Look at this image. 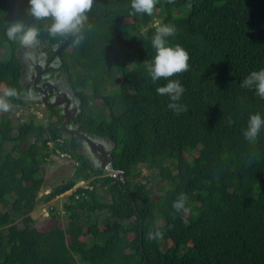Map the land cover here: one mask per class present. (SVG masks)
Here are the masks:
<instances>
[{
	"label": "trees",
	"instance_id": "trees-1",
	"mask_svg": "<svg viewBox=\"0 0 264 264\" xmlns=\"http://www.w3.org/2000/svg\"><path fill=\"white\" fill-rule=\"evenodd\" d=\"M28 6L0 0V50L8 53L0 57L1 94L4 87L28 91L8 24L39 27L46 58L65 40L50 37L44 25L51 21H34ZM180 8L186 14L174 15ZM130 12L131 0H94L84 41L74 46L69 38L50 65L78 100L80 131L110 141L121 178L92 164L79 138L60 129L58 106L46 107V123L31 114L13 124L0 112V204L10 208L0 207V264H264V128L255 142L243 135L250 115L264 118V99L240 86L264 68V0H158L151 16ZM157 24L174 25L167 44L189 53L188 71L170 78L185 89L175 102L186 109L179 114L157 94L168 81L153 82L145 69ZM28 101L9 98L14 106ZM57 151L77 164L41 199L80 179L92 187L61 199L65 226L53 210L54 223L40 230L31 212L45 183L42 164ZM140 165L155 172L159 193L141 182ZM181 193L187 211L177 212Z\"/></svg>",
	"mask_w": 264,
	"mask_h": 264
},
{
	"label": "clouds",
	"instance_id": "clouds-1",
	"mask_svg": "<svg viewBox=\"0 0 264 264\" xmlns=\"http://www.w3.org/2000/svg\"><path fill=\"white\" fill-rule=\"evenodd\" d=\"M168 2L173 3L174 0H168ZM93 3L94 0H28L27 12L34 21H51L44 25L50 37L71 38L73 45L78 46L86 38V25L89 30L91 28V25H88L87 13L91 11ZM157 3L158 0H131L130 15L146 14L151 16ZM175 32L174 25H155V34L151 39L155 55L150 61L145 62V69L153 82L168 81L165 85L157 87L156 91L161 96H168L171 101L168 108L179 114L186 109L175 102L181 99L185 89L179 81L170 78L188 71L189 53L179 45L172 47L167 44L166 38L173 36ZM5 34L9 40L17 41L24 49H35L40 43L38 39L39 27L23 21L17 20L8 24ZM240 86L254 89L256 95L264 99V68L252 71L243 79ZM9 98L29 99L34 97L31 92L23 94L15 88L4 87L0 94V112L11 110L12 105L9 103ZM262 128H264V118L259 113L250 115L247 128L243 133L244 138L249 142H255ZM69 158L71 157L69 156ZM186 201L187 196L181 193L173 202L172 207L177 212L187 211ZM159 236H161L159 231L148 234L149 239Z\"/></svg>",
	"mask_w": 264,
	"mask_h": 264
},
{
	"label": "rangeland",
	"instance_id": "rangeland-1",
	"mask_svg": "<svg viewBox=\"0 0 264 264\" xmlns=\"http://www.w3.org/2000/svg\"><path fill=\"white\" fill-rule=\"evenodd\" d=\"M186 8L188 9V6H186ZM187 9L180 8V9L174 10V15H176V16L185 15L187 12ZM156 21H158V18L155 16V22ZM40 51H42V47L40 45H38L35 49H24L22 46H20L17 50V53H18V57L21 59L22 63L25 66L29 65V67H31V65H30L31 60L30 59H32L35 55L40 57V55H39ZM28 55H30V56H28ZM0 57L1 58L8 57V53L5 52V49H4V52L2 50H0ZM43 58L45 60L44 54H43L42 59ZM28 79H29V77H28ZM32 96L37 97L38 95L33 94ZM107 111H108V109H107ZM113 111L115 113L119 114L123 111V107L120 105L115 106ZM2 113L11 116L13 124L26 120L31 114L36 116V118L38 119L37 122L46 123V121H47L46 106H44L36 98L34 100L26 102L22 106L12 105L11 110L9 112H2ZM81 145L83 148L84 144L82 142H81ZM4 146H5V148L8 149L11 146V143L7 142V143H5ZM108 146L110 147V143L105 144V147H107V149H108ZM93 159H94L93 164L95 166L100 165V162H99V160H96L97 159L96 157L95 158L93 157ZM74 162L75 161L72 158H62V157H59V155L56 153L51 154V156L46 159V162L42 164L41 174L44 177L45 183H44L40 192H44L45 190H50L54 185L60 184L61 182L66 180V178H68L73 172ZM140 168L142 170V175H143V177H140L141 182L148 181L149 185H152V187L157 191V193H159L158 187L160 186L161 183L160 182L157 183V180H159V179L155 175V172L153 170L148 169L144 165H140ZM106 171H108V170H106ZM148 182H147V184H148ZM86 183H88L87 180H86ZM101 190H102V187L99 186L98 187V193H100ZM42 194H44V193H42ZM42 196H44V195H42ZM42 196L39 195V201H38L36 207L34 208V210L31 212V215L34 219V225L40 230H45V229L49 228L54 223V221L56 219V220H58L60 225L65 226L67 223L66 214L60 213L61 205H58L61 203V200H58V199L54 200V203L59 208V210H55V219L54 220L51 219V217L47 218V219L42 217V209L40 207V205L43 202V200L41 199ZM0 207H1V209H5V210L10 209L8 205L5 206V205L0 204ZM98 213H99V218L104 217L106 214L105 211L98 212ZM52 214H51V216H52ZM17 224L19 227L22 226V223L20 221H17ZM163 248H164V246H163Z\"/></svg>",
	"mask_w": 264,
	"mask_h": 264
},
{
	"label": "flooded vegetation",
	"instance_id": "flooded-vegetation-1",
	"mask_svg": "<svg viewBox=\"0 0 264 264\" xmlns=\"http://www.w3.org/2000/svg\"><path fill=\"white\" fill-rule=\"evenodd\" d=\"M43 54H44V51L42 50L39 53L40 57L35 55L32 59H30L31 67H29V65L25 66L22 63L23 66L21 69V82L23 86L27 87L28 89L27 93L31 92L32 95L33 94L38 95L37 97L29 98L28 100L31 101L36 98L46 107L58 106L63 112V114H64L63 108L67 104V102H69V104L67 105V110H68L70 119L67 123V126L69 128H77L78 130H80L79 124L74 122V118L80 112L78 100L75 97L73 90H71V88L68 86L65 78L62 75H58L57 72H51L50 65L52 61L54 60V57L50 61L49 59L52 54L48 58H46V55L44 54L45 60L44 58L42 59ZM38 69L40 71V78L37 77L36 75L38 72ZM44 97L48 100L49 103H52L55 101H59L60 103L59 105L47 106L46 103L43 101ZM64 119L62 120V122L64 121ZM62 122L60 123V125L62 124ZM88 136H90L96 142L102 143L104 147H105V144L110 142L108 139L103 138V137H98L96 135H88ZM79 142L80 143L82 142L84 144L83 148H82V145L80 146V151L86 156L88 160L91 161L92 164L94 161L93 157L94 158L96 157L97 158L96 160H99L100 162V158L98 157V155H96V154H100L99 150L96 149L95 152H93L90 149L89 144L85 140H82L81 138H79ZM105 149L108 151V154H109L110 147L108 146V149L107 147H105Z\"/></svg>",
	"mask_w": 264,
	"mask_h": 264
},
{
	"label": "water",
	"instance_id": "water-1",
	"mask_svg": "<svg viewBox=\"0 0 264 264\" xmlns=\"http://www.w3.org/2000/svg\"><path fill=\"white\" fill-rule=\"evenodd\" d=\"M69 38H65V40H63V42H61L59 44V46L53 51L52 55L50 56V59L49 61L53 58V56L56 54V52L62 47L64 46L67 41H68ZM48 65V64H47ZM46 65V66H47ZM47 68V67H46ZM37 77L40 78V71L38 69V72H37ZM49 84V83H48ZM47 95V94H45ZM47 106H50V105H59V101H55V102H52V103H49L48 100L44 97V100H43ZM69 104V102H67V104L64 106V121L62 122V124L59 126L61 130H63L64 132H67L69 134H75L76 136H78L79 138H81L82 140H85L89 146H90V149L95 152V150H99L100 151V154H96L98 155V157L100 158V164H101V168L102 169H105V170H109L110 172H114L115 173V176L117 178H121L122 176V171H114L113 168L111 167V162H112V157H110V155L108 154V151L105 149V147L103 146L102 143H98L96 142L95 140H93L90 136L82 133L80 130H78L77 128H69L67 126V123L70 119V116H69V113H68V110H67V105Z\"/></svg>",
	"mask_w": 264,
	"mask_h": 264
},
{
	"label": "built area",
	"instance_id": "built-area-1",
	"mask_svg": "<svg viewBox=\"0 0 264 264\" xmlns=\"http://www.w3.org/2000/svg\"><path fill=\"white\" fill-rule=\"evenodd\" d=\"M49 145H52L51 143H48ZM56 154L59 155V157H62V158H69V155L67 153H64V152H61V151H57ZM77 162L75 161L74 162V165H76ZM112 175H115L114 172H112ZM88 182V181H87ZM77 187H82V188H91L92 186L89 185L88 183H86V180L84 179H80L78 180L74 186L58 195H55L52 199L48 200V201H43L42 204L40 205L41 209H42V217L43 218H50L51 217V214H52V211L53 210H57L58 206H56V204L54 203V200L55 199H58V200H61L62 198H65L67 195L71 194ZM50 192V190H45L44 192H40L38 194V197L39 195L42 196V195H46ZM44 193V194H42ZM58 205H61L58 204ZM56 208V209H54ZM59 210V208H58ZM60 213H65L64 209L63 208H60Z\"/></svg>",
	"mask_w": 264,
	"mask_h": 264
}]
</instances>
